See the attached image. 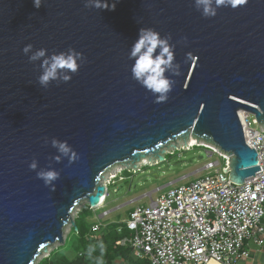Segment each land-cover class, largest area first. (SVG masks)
I'll use <instances>...</instances> for the list:
<instances>
[{
    "label": "water",
    "instance_id": "water-1",
    "mask_svg": "<svg viewBox=\"0 0 264 264\" xmlns=\"http://www.w3.org/2000/svg\"><path fill=\"white\" fill-rule=\"evenodd\" d=\"M108 3L115 8L85 7V0H42L39 8L33 0H0V264H33L48 244L62 242L77 203H100L104 172L177 137L191 134L229 155L233 182L260 170L238 111L264 124V0H233L235 6L221 5L213 17H204L194 0ZM141 27L170 35L181 65L163 103L131 76L128 53ZM29 43L28 55L41 47L48 55L73 48L84 61L69 81L44 88L40 61L22 51ZM52 137L67 140L78 159L56 162ZM48 167L60 172L54 190L37 178Z\"/></svg>",
    "mask_w": 264,
    "mask_h": 264
},
{
    "label": "built area",
    "instance_id": "built-area-1",
    "mask_svg": "<svg viewBox=\"0 0 264 264\" xmlns=\"http://www.w3.org/2000/svg\"><path fill=\"white\" fill-rule=\"evenodd\" d=\"M240 111L245 143L256 151L260 170L244 182H233L230 156L201 143L222 162H208L204 173L171 184L148 205L132 207L123 221L131 236L118 244L127 242L133 255L148 264H237L249 257L250 242L264 244V124L252 127L256 119L250 121L251 113ZM116 177L104 184L103 202ZM100 225L96 222L92 231Z\"/></svg>",
    "mask_w": 264,
    "mask_h": 264
},
{
    "label": "clouds",
    "instance_id": "clouds-1",
    "mask_svg": "<svg viewBox=\"0 0 264 264\" xmlns=\"http://www.w3.org/2000/svg\"><path fill=\"white\" fill-rule=\"evenodd\" d=\"M239 2L243 3L244 0H239ZM33 4L36 8H39L42 0H33ZM213 4H215V7H213ZM194 5L204 17L215 16L218 7L221 5L235 6L233 0H194ZM85 7H94L101 10L114 9L115 4L110 5L108 0H85ZM170 41V35L162 36L154 28L141 27L138 38L131 45L128 53L129 60L133 61L130 69L132 79L151 92L155 97L154 102L156 103H163L169 99V94L175 83L173 77L181 74V65L175 61V45L170 43ZM32 48L33 45L29 43L23 47L22 51L28 56L30 62L40 61L39 67L42 71L38 77V83L44 88L48 87L50 81L57 79L60 82L69 81L71 74L77 72L80 67L78 61H84L83 53L73 48L48 55V50L41 47L32 52L31 55H28ZM166 73L168 74L166 75ZM45 142H48L47 139ZM50 143L57 150V154L53 157L56 162H60L65 157L68 158L70 163L78 159L76 150L67 140L52 137ZM193 146L202 145L195 144L189 147ZM37 167L38 161L33 159L29 164V168L35 170ZM59 177L60 172L52 167L37 172V178L43 180L45 186L51 185L53 190L55 189V184L52 182Z\"/></svg>",
    "mask_w": 264,
    "mask_h": 264
},
{
    "label": "rangeland",
    "instance_id": "rangeland-1",
    "mask_svg": "<svg viewBox=\"0 0 264 264\" xmlns=\"http://www.w3.org/2000/svg\"><path fill=\"white\" fill-rule=\"evenodd\" d=\"M253 118L254 115L250 114L249 120L251 121ZM260 124L257 122L252 123V127L258 128ZM194 139L199 144L210 145L209 142L201 138L194 137ZM185 147V139L177 137L175 140L162 145L156 153L147 154L138 161H127L110 167L99 178V183L104 185L111 175H117V177L114 179V183L107 185L108 195L104 202L100 206L89 208L92 216L88 220L98 223L113 220L124 221L130 208L138 204L148 205L151 200H154L171 186H165L168 182H175V185L182 184L204 173L206 170H203V165L208 162H218L219 164L222 162L215 151L211 152V150L202 146ZM158 155L163 156V159L159 160ZM146 157L152 158L155 162H143L142 160H146ZM121 168L127 170V173H121L124 177L120 178L118 170ZM86 205V200H81L73 207L69 215L70 218L68 217L63 226L62 242L56 241L48 244L41 250L33 264H36L42 257L47 256L51 250L60 245L63 246L65 239H68L67 243L71 241L73 237L70 232L71 221Z\"/></svg>",
    "mask_w": 264,
    "mask_h": 264
},
{
    "label": "trees",
    "instance_id": "trees-1",
    "mask_svg": "<svg viewBox=\"0 0 264 264\" xmlns=\"http://www.w3.org/2000/svg\"><path fill=\"white\" fill-rule=\"evenodd\" d=\"M90 216L92 212L86 205L74 218V225L70 228L71 241L67 243L68 239H65L63 246L51 250L36 264H114L116 260L127 264H148L146 259L133 255L130 244H118L131 236L123 221L101 222L99 229L92 231L96 222L89 221Z\"/></svg>",
    "mask_w": 264,
    "mask_h": 264
},
{
    "label": "crops",
    "instance_id": "crops-1",
    "mask_svg": "<svg viewBox=\"0 0 264 264\" xmlns=\"http://www.w3.org/2000/svg\"><path fill=\"white\" fill-rule=\"evenodd\" d=\"M249 249H250L249 257L239 261L237 264H264V244L257 246L256 244L250 242ZM114 264H127V263H125L122 260H116Z\"/></svg>",
    "mask_w": 264,
    "mask_h": 264
},
{
    "label": "bare ground",
    "instance_id": "bare-ground-1",
    "mask_svg": "<svg viewBox=\"0 0 264 264\" xmlns=\"http://www.w3.org/2000/svg\"><path fill=\"white\" fill-rule=\"evenodd\" d=\"M240 115H241V118H243V112L240 111ZM192 135H190L187 139H185V145L186 147L185 148H188L189 146L191 145H195V144H199L197 143L198 141H196L194 139V137H191ZM201 144V143H200ZM143 162H149V160L146 158V160H142ZM141 162V161H140ZM115 166V165H114ZM113 167V166H112ZM103 203V196L100 198V203L98 204V206H100L101 204Z\"/></svg>",
    "mask_w": 264,
    "mask_h": 264
}]
</instances>
